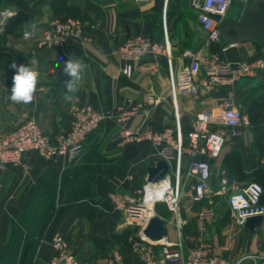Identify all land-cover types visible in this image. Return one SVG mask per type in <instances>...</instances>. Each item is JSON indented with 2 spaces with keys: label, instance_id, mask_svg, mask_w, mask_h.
Listing matches in <instances>:
<instances>
[{
  "label": "crops",
  "instance_id": "0c3cea01",
  "mask_svg": "<svg viewBox=\"0 0 264 264\" xmlns=\"http://www.w3.org/2000/svg\"><path fill=\"white\" fill-rule=\"evenodd\" d=\"M66 16L82 23L81 38L54 47L38 46L49 21ZM197 16L190 0H0V134L9 131L20 115L35 119L53 137L69 128L72 105L90 104L104 113L75 158L46 159L30 151L24 154L22 164L5 165L0 177V264H52L56 251L50 242L56 233L80 264H105L114 251L121 255L122 264H139L132 246L142 240V225L128 223L125 213L115 210L107 195L136 193L147 181V167L161 159L163 148V144L148 140L147 134L168 129L186 146L195 113L218 112L228 90L215 86L190 92L176 85V74L189 66L194 53L209 63L247 61L260 55L251 42H207ZM32 23L37 24L36 35L25 40V25ZM133 35L150 38L159 52L134 61L132 74L126 76L116 48ZM71 57L83 60L88 67L78 92L64 100L68 77L63 66ZM13 63L30 66L39 74L30 104L9 99L16 72ZM201 75L194 77L195 83ZM240 81L234 87V98L242 87ZM147 92L160 98L149 104V113L119 121L121 109L145 103ZM263 92L264 83H259L235 98L241 112L245 114L243 106L254 105ZM216 126L224 130L226 141L211 162V188L217 190L222 174L241 185L254 180L263 187L264 204V124H247L240 136L221 123ZM123 128L145 140L143 151L132 160L123 152L129 144L120 142ZM188 162L185 151L167 162V174L173 181L184 180ZM191 193L187 187L178 217L154 207V214L164 220L168 231L167 239L153 245L157 252L162 243L180 239L185 252L202 247L230 262L241 259L240 264H264V216L253 229L237 225L227 201L222 204L225 195L213 194L210 203L208 199L193 201ZM139 209L148 211L142 205Z\"/></svg>",
  "mask_w": 264,
  "mask_h": 264
},
{
  "label": "built area",
  "instance_id": "2783aa9c",
  "mask_svg": "<svg viewBox=\"0 0 264 264\" xmlns=\"http://www.w3.org/2000/svg\"><path fill=\"white\" fill-rule=\"evenodd\" d=\"M147 2L149 0H135ZM245 0H190L193 10L198 13V21L206 31V41L215 42L221 39L219 22L227 16L233 2L244 3ZM5 16L7 13H2ZM1 23V21H0ZM82 23L72 17L52 18L38 41L40 47H54L64 44L67 39L81 38ZM237 43H229L236 45ZM159 52V47L148 37L133 35L125 38L116 48L117 56L123 61L121 72L130 76L134 61L147 54ZM264 68V58L259 55L247 61L209 63L203 61L199 53L191 55V62L186 69L179 71L175 83L179 88L195 92L198 87L211 90L215 86L227 88V95L219 103V111H199L195 113L191 129L187 133V145L183 146L171 136V131L164 129L146 135L148 140L155 144H163L159 152L161 159L167 162L176 155L186 152L189 156L188 167L182 182L179 178L173 181L168 174L158 182L146 181L136 193L111 192L107 195L115 210L123 211L128 223L142 225L151 216L144 215L145 209H138L141 203L149 202L151 210L156 203H164L168 211L179 216V202L186 188L192 192V200L201 202L208 199L213 203L212 195H225L233 222L243 225L248 217L264 216V204L261 202L263 187L257 181H249L242 186L236 181H228L225 174L219 178V186L213 191L210 186L211 163L210 159L217 158L226 141L223 129L217 123L232 129L235 136H240L242 128L248 124L247 116L241 112L240 105L234 98L236 83L246 77L253 76ZM202 75L195 83L194 77ZM159 97L151 92L146 93V102L128 104L121 109L119 121L129 116L149 113V104L158 103ZM70 126L50 137L35 119L20 115L13 123L12 128L0 134V177L7 164H22L25 153L34 151L46 159L64 157L71 160L79 155L85 137L103 119L104 113L90 104L72 105L69 109ZM120 142L131 144L142 140L140 134L128 129L119 132ZM264 164V153L261 157ZM190 180V183L188 181ZM192 181V182H191ZM148 199H147V195ZM180 227L182 221H176ZM142 240L133 242V251L137 254L139 264H240L241 259L230 262L224 257L210 254L202 247H193L185 252L183 242L179 239L175 243L164 242L158 252L154 249L155 242L148 240L142 232ZM146 241V242H145ZM162 241V240H160ZM56 254L52 264H80L75 254L68 247L63 237L56 233L51 242ZM105 264H122L121 255L114 251Z\"/></svg>",
  "mask_w": 264,
  "mask_h": 264
},
{
  "label": "water",
  "instance_id": "95a60500",
  "mask_svg": "<svg viewBox=\"0 0 264 264\" xmlns=\"http://www.w3.org/2000/svg\"><path fill=\"white\" fill-rule=\"evenodd\" d=\"M230 8L235 9V14L226 16L219 22L220 36L223 42L238 43L251 42L258 45L260 55L264 58V0H245L244 3L233 2ZM69 40V39H67ZM259 83H264V68L258 70L253 76L242 78L241 89L235 94V98ZM145 140L131 143L124 147L123 152L128 160H132L143 151ZM210 163L213 159L209 160ZM169 165L164 159H158L153 166L147 167L146 180L158 182L163 179ZM244 186V185H242ZM263 215L248 217L244 226L250 229L260 225ZM142 234L150 241L158 242L167 239L168 231L164 220L153 214L145 222L142 228Z\"/></svg>",
  "mask_w": 264,
  "mask_h": 264
},
{
  "label": "clouds",
  "instance_id": "9594fccd",
  "mask_svg": "<svg viewBox=\"0 0 264 264\" xmlns=\"http://www.w3.org/2000/svg\"><path fill=\"white\" fill-rule=\"evenodd\" d=\"M36 32V23L25 25L23 38L29 40L36 35ZM11 67L16 69V72L13 76V85L9 99L16 104L27 105L32 103L34 100V94L37 91L39 74L30 66H17L13 63ZM57 67H60V65L57 64ZM87 67L88 65H86L83 60L73 59L72 57L64 64L63 71L68 77V79L64 81L66 90L65 95L63 96L64 100H71L73 94L78 92L79 84Z\"/></svg>",
  "mask_w": 264,
  "mask_h": 264
},
{
  "label": "rangeland",
  "instance_id": "374dc122",
  "mask_svg": "<svg viewBox=\"0 0 264 264\" xmlns=\"http://www.w3.org/2000/svg\"><path fill=\"white\" fill-rule=\"evenodd\" d=\"M234 14H235V9L229 8V10L227 12V16L234 15ZM246 104L243 106V108H244V113L248 116L249 126L256 125V124H258V125L264 124V123H262V122H264V120L257 118V116L264 117V96H262L260 98V100H258V102H256L254 105L253 104L252 105H246ZM143 182H145V180ZM222 204L226 205L225 199H222ZM156 205H158V208H160L159 211H161L162 208L167 209L164 203L159 202V203H156ZM152 213H153V211L151 212V215H152Z\"/></svg>",
  "mask_w": 264,
  "mask_h": 264
},
{
  "label": "bare ground",
  "instance_id": "6f19581e",
  "mask_svg": "<svg viewBox=\"0 0 264 264\" xmlns=\"http://www.w3.org/2000/svg\"><path fill=\"white\" fill-rule=\"evenodd\" d=\"M148 196H149V194L146 196L147 197V199H148ZM144 206V207H146L149 211H143V213H144V215H146V216H150L151 215V212L153 211V209L151 210V208L149 209V207H151V204L147 201V202H145V203H141L140 205H138V209H139V207L140 206Z\"/></svg>",
  "mask_w": 264,
  "mask_h": 264
},
{
  "label": "trees",
  "instance_id": "16d2710c",
  "mask_svg": "<svg viewBox=\"0 0 264 264\" xmlns=\"http://www.w3.org/2000/svg\"><path fill=\"white\" fill-rule=\"evenodd\" d=\"M6 24L4 25V29H3V32H4V30L6 29ZM1 37H2V32L0 31V39H1ZM257 46V48H258V51H259V47H258V45H256ZM259 54H260V52H259ZM262 96H264V92L258 97V99L254 102V103H256V102H258V100H260V98L262 97Z\"/></svg>",
  "mask_w": 264,
  "mask_h": 264
}]
</instances>
